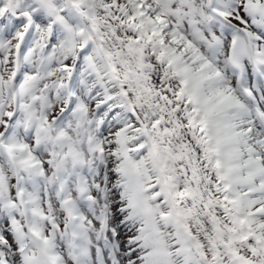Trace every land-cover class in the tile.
<instances>
[{
	"label": "snow or ice",
	"instance_id": "snow-or-ice-1",
	"mask_svg": "<svg viewBox=\"0 0 264 264\" xmlns=\"http://www.w3.org/2000/svg\"><path fill=\"white\" fill-rule=\"evenodd\" d=\"M0 264H264V0H0Z\"/></svg>",
	"mask_w": 264,
	"mask_h": 264
}]
</instances>
